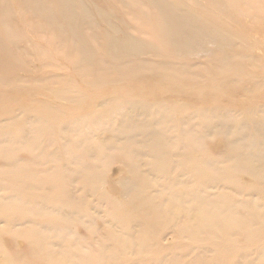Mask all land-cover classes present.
<instances>
[{"label":"rangeland","instance_id":"rangeland-1","mask_svg":"<svg viewBox=\"0 0 264 264\" xmlns=\"http://www.w3.org/2000/svg\"><path fill=\"white\" fill-rule=\"evenodd\" d=\"M91 1L102 22L83 30L111 78L0 0V264H264V164L249 154L264 146V0H186L217 28L191 52L158 44L125 1ZM129 35L144 54L118 43ZM123 118L165 128L162 153L135 165L117 150Z\"/></svg>","mask_w":264,"mask_h":264},{"label":"bare ground","instance_id":"bare-ground-1","mask_svg":"<svg viewBox=\"0 0 264 264\" xmlns=\"http://www.w3.org/2000/svg\"><path fill=\"white\" fill-rule=\"evenodd\" d=\"M12 1V0H9ZM24 9L45 21H47L52 29L63 35L71 46L79 51V56L75 63L80 67V71L84 75H89L97 79H106L110 77L109 69L116 72H122L115 68L111 62L104 55H98L94 49L91 36L83 30V25H87L90 29L99 27L102 22V11L100 8L93 4L91 0H19ZM127 4L128 11L135 13L136 16L140 15L147 24L153 27L154 38L158 44L169 47L172 51H194L195 44L203 38H213L217 34V28L210 24L208 21L201 20L195 13H191L186 0H123ZM213 3L219 5L222 0H211ZM136 5V7H133ZM108 31L112 32L116 28V24L105 22L103 25ZM132 48L129 50L131 55L136 57L139 54H144L146 41L138 36H127L125 40L118 43L127 46L126 43ZM99 58V59H97ZM139 61V62H138ZM132 65L133 71L141 68H149L143 60H136ZM151 69V68H150ZM153 70V69H151ZM99 81V80H98ZM157 123L160 120L157 119ZM72 126V125H68ZM99 126H106L99 123ZM139 126V128H137ZM140 121L131 122L128 119H122L120 126L118 125L115 130L120 140L114 147L117 150H125L133 147L129 159L133 160L135 165H140L144 162L146 155H158L162 153L157 145L162 142L163 137H168L164 134L165 128H150ZM73 128L70 129L72 131ZM43 131L44 128L42 127ZM190 129H181L182 137H190ZM163 136V137H162ZM115 134L112 133L110 128H107L104 140L112 143ZM242 138V137H240ZM247 138V136L245 137ZM108 145V144H106ZM142 145V148L136 146ZM109 146V145H108ZM110 147V146H109ZM196 149L187 150L184 155L196 156ZM254 154L260 157L259 161L264 164V146L259 148ZM94 156L97 154L94 153ZM126 159V153L123 155ZM240 155L235 153L234 158L229 159L231 165H236L240 162ZM147 174L149 170L146 171ZM254 175L255 169L250 171ZM199 171L197 166L189 171L190 178L197 181ZM200 175V173H199ZM197 189L193 190L196 192Z\"/></svg>","mask_w":264,"mask_h":264}]
</instances>
